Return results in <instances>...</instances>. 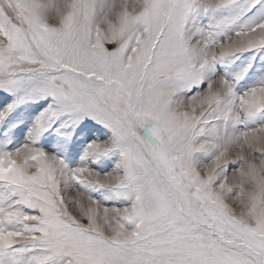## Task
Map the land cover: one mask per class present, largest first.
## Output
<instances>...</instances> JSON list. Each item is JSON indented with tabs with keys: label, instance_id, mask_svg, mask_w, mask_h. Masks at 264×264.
Listing matches in <instances>:
<instances>
[{
	"label": "snow or ice",
	"instance_id": "1",
	"mask_svg": "<svg viewBox=\"0 0 264 264\" xmlns=\"http://www.w3.org/2000/svg\"><path fill=\"white\" fill-rule=\"evenodd\" d=\"M0 264H264V0H0Z\"/></svg>",
	"mask_w": 264,
	"mask_h": 264
}]
</instances>
